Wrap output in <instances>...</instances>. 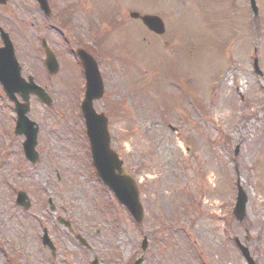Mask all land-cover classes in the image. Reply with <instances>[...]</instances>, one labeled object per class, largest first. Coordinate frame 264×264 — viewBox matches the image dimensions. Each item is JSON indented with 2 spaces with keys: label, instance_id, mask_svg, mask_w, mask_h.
I'll return each mask as SVG.
<instances>
[{
  "label": "rangeland",
  "instance_id": "rangeland-1",
  "mask_svg": "<svg viewBox=\"0 0 264 264\" xmlns=\"http://www.w3.org/2000/svg\"><path fill=\"white\" fill-rule=\"evenodd\" d=\"M32 3L0 6V24L11 32L23 75L42 72L32 56L34 37L50 30ZM71 3L56 1L59 8L73 6L70 26L79 42L101 41L106 91L94 106L109 118L112 148L139 183L145 220L135 224L90 174L76 107L84 79L64 55L57 85L51 80L56 104L44 110L32 100L29 116L41 126L40 157L20 177L17 161L21 167L26 162L22 152L16 156L19 141L9 122L14 109L0 98V123L8 120L0 134L17 141L0 167V264H247L235 238L264 264V0L256 2L262 8L256 27L247 21L253 17L249 0H231L228 8L224 0ZM139 10L162 13L170 30L156 37L139 21L130 22L129 11ZM113 13L125 24L111 21ZM253 54L262 76L249 63ZM237 178L248 197L242 223L231 212ZM20 190L30 197L28 210L14 203ZM59 216L71 222V232ZM43 228L55 256L42 245Z\"/></svg>",
  "mask_w": 264,
  "mask_h": 264
},
{
  "label": "water",
  "instance_id": "water-1",
  "mask_svg": "<svg viewBox=\"0 0 264 264\" xmlns=\"http://www.w3.org/2000/svg\"><path fill=\"white\" fill-rule=\"evenodd\" d=\"M6 1L7 0H0V3L4 4ZM133 16L138 17L137 14H133ZM142 20L149 29L157 33L164 32L161 24L162 22L159 18L145 16L142 17ZM4 41L7 47L4 52L0 51V77H2V81L6 84L7 92L12 95L16 90H21L16 85L20 80V68L16 62L13 48L9 41H7L6 36H4ZM81 57L85 60L84 65L88 78V92L86 101L83 104V109L87 120L88 131L92 138V151L98 173L105 184L115 192L119 201L125 204L127 208L135 214L137 220L141 222L142 210L139 204V192L137 191L136 184L134 180L121 168L122 162L119 161L118 155L110 149V138L107 132L106 119L103 115L97 116L92 108L93 99L101 98L103 93L100 75L98 74L96 65H92V62L88 57L83 56V54H81ZM32 92L41 96L40 90L34 88L33 85L26 88L22 93L25 98H27ZM17 110L19 112L21 111L19 126H23V123L27 121L23 117L24 113L27 112V109L25 106L20 105ZM35 138L36 132H33L30 135V141L26 143L27 152L33 149L35 145ZM241 200L245 202V198L243 196L241 197ZM243 216L244 205H240L239 209H237V217L242 219ZM242 252L247 259L248 264H255L247 249L242 248Z\"/></svg>",
  "mask_w": 264,
  "mask_h": 264
},
{
  "label": "flooded vegetation",
  "instance_id": "flooded-vegetation-1",
  "mask_svg": "<svg viewBox=\"0 0 264 264\" xmlns=\"http://www.w3.org/2000/svg\"><path fill=\"white\" fill-rule=\"evenodd\" d=\"M49 1V7H50V11L48 16H45V14L43 12L40 11L41 16L46 17V21L48 23V28H50V30H48L47 28H45V31L43 33V37L41 36V34H38V32L36 31V37H34V40H36V38L40 37V41L42 42V40L44 39L47 43V45L49 46L50 50L55 54V56L59 59H62L63 54H65L60 47V44H62V38L65 36V32H69L70 35L73 36V38H78L77 36L80 34L78 33L76 27L73 28L70 26L72 20H70L71 16H70V11L73 10V6H69V5H65L66 7L64 8V5L62 8H59L56 4L57 0H48ZM65 0H58V2H64ZM79 0H71V4H77ZM227 4L231 3V0H225ZM233 2V0H232ZM234 4V3H233ZM70 17V18H69ZM68 20V21H67ZM51 23V25H50ZM1 25V24H0ZM2 26V25H1ZM36 26V24H34V27ZM37 30H40V28H38L36 26ZM44 29V28H43ZM40 32V31H39ZM57 33V34H55ZM56 36V38H55ZM60 38V39H59ZM60 40V42H59ZM2 45L1 39H0V46ZM75 45H77L74 49H71V53H76V50H78L79 48H83L82 46H79L77 43H75ZM34 54H36V52H33ZM44 55H45V51H43Z\"/></svg>",
  "mask_w": 264,
  "mask_h": 264
}]
</instances>
